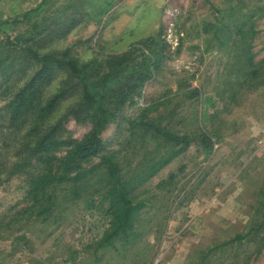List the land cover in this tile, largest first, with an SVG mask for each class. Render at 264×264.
<instances>
[{
	"label": "rangeland",
	"instance_id": "rangeland-1",
	"mask_svg": "<svg viewBox=\"0 0 264 264\" xmlns=\"http://www.w3.org/2000/svg\"><path fill=\"white\" fill-rule=\"evenodd\" d=\"M67 1L47 0L38 15L48 18L43 53L90 61L149 36L162 43L154 76L101 135L102 154L119 163L134 202L145 205L128 240L101 243L112 219L107 165L93 158L87 177L59 185L50 214L37 217L23 212L32 203L29 178L42 171L33 161L0 186V264H264V0H110L104 8L102 0ZM20 3L30 9L36 0ZM115 4L103 31L99 12ZM14 7L0 0V23ZM40 68L33 63L28 74ZM65 76L50 70L45 95ZM136 120L192 141L163 163L183 144L129 122ZM66 127L64 139L73 140L90 123L71 118ZM238 234L246 236L231 241Z\"/></svg>",
	"mask_w": 264,
	"mask_h": 264
},
{
	"label": "trees",
	"instance_id": "trees-1",
	"mask_svg": "<svg viewBox=\"0 0 264 264\" xmlns=\"http://www.w3.org/2000/svg\"><path fill=\"white\" fill-rule=\"evenodd\" d=\"M14 2L11 17L0 23V31L7 26L10 31H18L14 39L7 34L8 31L0 36V99L8 100L0 107V186L33 161L38 162L42 171L29 178L27 196L32 203L23 212H31L37 217L47 216L55 203V189L62 184L84 180L90 173L86 164L100 157L107 165L112 181L107 193L112 219L101 243H112L118 238L126 241L134 228V216L145 204L143 201L134 202L130 195L132 187L123 180L119 163L112 155L102 154L101 135L146 80L154 76L162 59V43L159 38L149 36L132 43L122 52L109 53L103 59L58 58L55 53L41 52L37 46L42 42L45 44L49 36H43L48 28L45 25L48 18L39 19L38 16L41 10H45L46 2L30 9L21 5L20 0ZM220 14L223 15V11L220 10ZM20 24H24V29ZM239 32L243 33V30ZM33 63L41 64V68L28 74ZM58 68L63 69L66 76L55 92L45 95L48 74ZM68 99L74 101L55 116ZM149 108L144 107L143 111ZM71 118L88 121L90 129L79 139L66 140V124ZM129 122L136 126L150 124L166 139L183 144L163 163L181 153L192 141L188 136H176L152 123ZM200 136L203 145L211 144L206 133ZM64 146L67 147L65 154L58 155L57 151ZM245 236L238 234L231 241H240ZM3 237L0 231V238Z\"/></svg>",
	"mask_w": 264,
	"mask_h": 264
},
{
	"label": "crops",
	"instance_id": "crops-1",
	"mask_svg": "<svg viewBox=\"0 0 264 264\" xmlns=\"http://www.w3.org/2000/svg\"><path fill=\"white\" fill-rule=\"evenodd\" d=\"M43 1H45L47 3V0H36V3L32 4L33 5L32 7L35 8L36 6H38L39 4H41ZM49 1H51V0H48V3H49ZM74 1L73 0H68L67 1V5L70 6L71 2L73 3ZM108 1H110V0H102L100 2L99 6L102 7V8H104V6H106V4H108ZM111 1H113V0H111ZM116 7H117L116 4L114 6H109L108 5L107 9H104L103 11H100L99 12V14L101 16L103 15L104 17L97 19V21L95 22V24L96 25H99L101 30L104 31L105 29H109V28L111 29V27H112L111 25L112 24H109V22H108L109 19L108 18H109V15H112L113 9H116Z\"/></svg>",
	"mask_w": 264,
	"mask_h": 264
}]
</instances>
